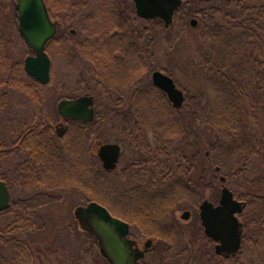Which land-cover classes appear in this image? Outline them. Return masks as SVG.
Wrapping results in <instances>:
<instances>
[{
  "label": "trees",
  "instance_id": "trees-1",
  "mask_svg": "<svg viewBox=\"0 0 264 264\" xmlns=\"http://www.w3.org/2000/svg\"><path fill=\"white\" fill-rule=\"evenodd\" d=\"M104 4L102 16L77 19L80 39L71 35L74 49L82 56L86 55L82 43L90 40L100 43L102 54L109 53L104 67L93 64L91 74L86 69L80 79L86 82L84 87L117 94L118 98L111 100L113 107L104 116L98 113L95 117L101 121L109 117L131 153L139 158L127 161L118 174L107 171L93 157L92 123L70 124L57 144L48 125L27 130L21 122L11 127L16 115L8 112V153L16 146L28 152L29 160L9 178L0 168V180L7 183L11 194L9 207L0 211V264L32 263L33 250L26 235L39 228V210L53 199L49 191L58 188L79 191L85 203L96 201L130 226L134 224L143 237L163 242L166 253L162 264H182L187 258L188 249L173 218L175 210L184 201L197 205L201 197L217 203L220 176L234 197L244 203L239 214L243 229L256 226L264 235V3L182 0L168 32L159 18L143 19L135 11L130 18L116 6V0H105ZM185 15L197 20L195 27L206 40L197 51L208 93L200 132L198 128L188 129L187 119L185 126L178 118V112H188L193 96L186 92L181 107L174 108L151 81L134 76L136 60L144 57L140 39L148 48L146 53L160 32L171 43L183 29ZM130 42L132 53L127 46ZM116 50L124 55L125 71H131L132 80L114 76L120 61L114 55ZM8 51L5 56L0 53V84L1 77H6L8 85L13 86L11 96L19 90L14 78L25 71L18 55ZM48 53L51 56L49 47ZM86 74L92 86L83 79ZM44 87H40L41 94ZM128 99H132V112L118 111V104ZM142 126L152 129L153 145L149 146L143 133L138 132ZM4 156L0 151V158ZM249 164L258 172L250 179L246 175ZM132 179L136 181L134 187ZM125 181L131 185L124 186ZM13 184L26 189L27 196L12 199Z\"/></svg>",
  "mask_w": 264,
  "mask_h": 264
},
{
  "label": "rangeland",
  "instance_id": "rangeland-1",
  "mask_svg": "<svg viewBox=\"0 0 264 264\" xmlns=\"http://www.w3.org/2000/svg\"><path fill=\"white\" fill-rule=\"evenodd\" d=\"M72 1H77L78 5L75 3L72 12L73 16L69 17L71 18V24L70 20H66V17L63 15L61 17L62 30H60V35H67V42L63 40L64 43L61 45H59V41L49 45L52 59L50 67L51 79L43 89L42 96L40 97V99L42 98L41 110L37 114L40 115V122L45 125H54L59 121L56 104L62 98L71 96L77 97L83 94L92 95L94 98L95 115L99 113L102 114V116L105 115L104 112L113 107V101L111 100L118 98L117 94L114 92H111L109 95L104 90L97 87H84L86 82H83L82 79H80V73L83 72V74H85L86 69H88L87 71L90 73L93 64H98L104 67L105 63H107L104 58L105 56L109 58V53L102 54L100 51L102 48L101 45H99L100 43L90 40L82 43V51L83 53H86V55L82 56L79 51L74 49L73 37H71V35L69 36L68 33L69 29H73L75 31L73 34L75 35L74 37L80 39L79 36L81 35V30L77 23V19L80 16H92L93 18H96L105 14V0ZM260 1L264 3V0ZM15 3V0H0V27L4 32L3 34H5V37L12 39L11 43L0 47V53L5 56V54H8V50H12V52L18 55L19 60H23V57L30 54L31 51L25 46L18 34L16 11L14 9ZM118 5L127 12L128 17L132 18L134 5L131 0H118ZM190 19H192L191 16L185 15V25L183 29L178 32V37L171 43H168L167 36L164 35L163 32H160L151 47H149L150 51L148 53H146V49L148 48H146L145 42L143 39H140L142 42H140L139 46L141 52H144V57L136 60L137 71H135L134 76L137 77L139 75L140 79L143 81L150 82L151 73L154 71L151 70V67H157L158 69L155 70L160 69L159 71H163L170 75L184 94L187 92L188 95L195 98L191 105L189 104L187 110L188 112L193 113L190 114L182 110L181 112H178V118L184 122L185 126L187 119L188 124L191 126V128L188 127V129L192 130L198 128L197 130L200 132V127L203 125V116L206 109L205 101L208 97V93L204 70L199 64L197 51L199 48L201 49V47H204L206 40L205 38L200 37L199 28L190 26ZM97 23L99 22L97 21ZM96 28L99 30V27ZM165 32H168V27ZM147 54L150 57H148ZM97 55L98 58H95ZM116 64L117 70L113 71L114 76L118 79H125L126 81L132 80L131 71H125L127 61L120 59ZM89 78V74L83 75V79L90 83ZM55 80H61L63 85H65V82L71 83V89H67L66 91L63 90L59 85L60 82L56 87ZM90 84L91 86L93 85L92 83ZM76 87L80 88L78 89ZM8 89L10 90L11 87L9 86ZM19 97L20 94L17 90L13 91L10 96V110L15 112L16 115V120L11 124V127H15L18 125L17 123H21L23 117L26 116V114H23L20 111L18 113V111L14 110L20 109L17 101ZM120 104H118L119 107L127 108L129 105L132 106V99L131 101L128 99L127 101L120 102ZM118 111L122 113L124 112L122 108H119ZM108 118L101 121V118L99 120L94 116L93 121L90 122L92 125L89 127L94 131V134L92 135V152L94 160L96 157V160L99 161L96 152L100 143H119L121 145V157L118 161L117 167L114 169L115 173L118 174V171L132 158L133 153L129 150L127 141L121 137L118 127L112 124L110 118ZM7 128L8 127H5V124L3 126L0 125V133L3 131L5 134ZM52 132L53 141L59 143L55 131L52 130ZM138 132H142L144 137L150 143L154 141V133L151 128L142 126ZM7 148L9 151L10 147H8V143ZM11 149V152L5 155L3 159L2 157L0 158L1 171L5 173L8 178L9 176L11 177L14 175L16 168L23 159L21 154L22 149H18L16 146ZM98 163H100V161ZM99 165L101 166V163ZM257 173L256 167L253 164L247 166L246 175L249 179L253 178ZM223 184L230 189L229 185L225 184V181ZM123 185L130 186L131 183L125 181ZM221 187L222 184L219 185L218 192L221 190ZM206 193L208 192H205V196H207ZM49 194L53 199L43 205L39 210L37 218V225H39V228L26 235L33 250V261L32 263L30 262V264H108V262L100 255L94 238L86 235L81 230L74 217L75 207L86 204L79 191L58 188L49 191ZM26 196V189H21L17 187L16 184H13L12 199L18 197L24 198ZM218 196L220 197V194H218ZM204 199L206 198H199L198 203ZM195 204L184 201L174 213V216L177 218V222L181 225L184 233L183 241L184 243H187V249L189 250V257L185 258L182 264H264V235L256 226L252 225L248 226L245 230L242 227L241 246L236 254L227 259L216 255L215 261L210 263L207 258L208 254H205V252L208 251L213 253V242L208 241L203 232V227L198 218L199 204ZM186 210L192 212V218L187 222L180 217V215ZM238 219L241 222L239 214ZM176 225L178 226V224ZM133 226H130L131 239L132 233H136L135 235L142 239L140 242L141 248L143 247L142 245L145 239L149 240L153 245L152 248L147 251L142 262H144V264H162L163 256L166 253L165 244L158 240L143 237L140 235L141 233L138 228L135 226L136 229ZM70 228L73 229V232Z\"/></svg>",
  "mask_w": 264,
  "mask_h": 264
},
{
  "label": "water",
  "instance_id": "water-1",
  "mask_svg": "<svg viewBox=\"0 0 264 264\" xmlns=\"http://www.w3.org/2000/svg\"><path fill=\"white\" fill-rule=\"evenodd\" d=\"M135 14L143 19L159 18L164 26H170L176 9L182 0H132ZM18 31L33 55L24 59L25 71L46 84L50 79V58L45 46L55 33L56 27L48 16L43 0H15ZM197 20L190 19L194 27ZM151 82L159 88L174 108L182 105L185 95L176 87L173 79L159 71L151 73ZM58 114L63 118L91 122L94 119V99L91 95H80L73 99H62L57 103ZM120 156L118 143H101L97 148V157L102 167L113 170ZM217 204L204 199L199 204V217L204 233L212 239L216 254L230 256L236 254L241 246L242 223L238 214L244 203L234 197L233 192L223 183ZM10 205V192L3 180H0V211ZM187 216V212L184 213ZM74 217L81 230L94 236L100 255L108 264H141L144 253L133 247L129 237V223L116 216L102 204L89 201L74 209Z\"/></svg>",
  "mask_w": 264,
  "mask_h": 264
},
{
  "label": "flooded vegetation",
  "instance_id": "flooded-vegetation-1",
  "mask_svg": "<svg viewBox=\"0 0 264 264\" xmlns=\"http://www.w3.org/2000/svg\"><path fill=\"white\" fill-rule=\"evenodd\" d=\"M116 1H117L116 6H119L121 8V6L118 5V0H116ZM43 2H44V5H45V8L47 10V13H48L50 20L52 22H54L55 27H56V33H55L54 37L50 41H48L46 43V46H45V51L48 54L50 61H51V56L48 53L49 45L56 43L58 41H59V45H61L62 43H64L63 40H65V42H67V37H66L67 35L66 36H63L62 34L60 35V30H62L61 29L62 28L61 17H62V15L64 17H66V20H70V24H71V18H69V17L73 16V14H72L73 7H75V3L78 5V2L77 1L74 2L72 0H43ZM14 9H15V6H14ZM16 19H17V12H16ZM65 29H63V30H65ZM17 30H18V19H17ZM3 33L4 32L1 30V27H0V47L3 45H7L8 43H11V41H12L11 38L5 37V34H3ZM68 33L70 36V35H73L75 33V31L73 29H69ZM18 34H19L20 38L22 39L23 43L25 44V46L30 50V48L26 45L24 39L20 35L19 31H18ZM53 39H55V41ZM127 46H129L132 49V42L128 43ZM28 55H33V53L31 52L30 54L25 55L23 57V60H20L22 62V67H23L24 71H25L24 59ZM114 55H116L120 59L124 58V55L121 54V52L119 50H116L114 52ZM16 78H18V79L16 80ZM50 79H51V76H50ZM50 79L46 84H42L39 80H37L32 75L28 74L26 71H25V73H23L21 75H17V77L14 78L13 83H15L17 81V86L19 87V90H17V91L20 94V97L17 100L18 105L20 106V109L19 110L14 109V110L18 111V113L20 111L23 114H26V116L23 117L24 121H22V123H23L24 128H26L27 130H31L33 128L40 127L41 124H43V123H40V120H39L40 115H37L39 113V111L41 110V101H42V98L40 99V97L42 96V94L40 92V87L47 85L50 82ZM59 82H60L59 85L62 87L63 90L66 91L67 89H69V90L71 89V83L65 82V85H63L61 80ZM55 86L57 87L56 83H55ZM11 87H13V86H11ZM8 88H9V85H8L7 78L1 77V84H0V125L3 126L5 124V127H8V116H7V114H8V112H12L10 110V95H9V89ZM73 98H75V97L71 96V97H66V98H62V99H73ZM119 108H122V110H124V111L132 112V106L131 105H129L127 108L126 107H118V109ZM56 111H57V104H56ZM12 113H15V112H12ZM94 113H95V111H94ZM57 114H58V111H57ZM58 117H59V121L57 123H55L54 125H52V124H50V125L48 124V125L50 128H52L53 131H55V135L59 141H60V138L63 137V135L67 131L70 124L74 123L76 125H79L80 123H83V122L90 123V122L82 121V120H73L70 118H63L59 114H58ZM52 134H53V132H52ZM153 142L150 143L147 140V143L149 146L153 145ZM0 151H2V153L4 155L8 154L7 142H6L5 134L3 133V131L0 133ZM21 152H22L21 154H22L23 159L21 160L19 165L22 168H25V162H26V160H29V158L27 156L28 152H26V150H24V149H22ZM132 155H133L132 160H136L137 158H139L138 154H132ZM120 157H121V145H120L119 159H120ZM2 159H3V157H2ZM119 159H118V161H119ZM117 164H118V162H117ZM117 164H116V167H117ZM135 182L136 181L134 179H132V187H134V185L136 184ZM6 185H7V183H6ZM7 187H8V185H7ZM9 192H10V190H9ZM10 200H11V194H10ZM185 212H187V216H184ZM180 217L183 218L187 222L192 218V212L190 210H186L180 215ZM198 218H199V221L201 224V220L199 217V205H198ZM174 221L176 222V224H178V226H180L179 230L183 236L184 235L183 230L181 228V225L177 222V218L175 216H174ZM133 225L134 224H132V226ZM133 227H135V226H133ZM203 232H204V230H203ZM135 234L132 233L133 247L138 248L139 250H141L144 253L143 257L139 260L141 262V264H144V262H142V260L145 257L147 251L150 250L153 245L151 244V242L149 240L145 239V241L143 242V245H142L143 247L141 248L140 242L142 239L140 237H137ZM207 239H208V241L213 242V253H210L208 251L205 252V254H208L207 258H208V261L210 263L215 261L216 255L221 256L222 258H225V259L230 258L232 256V255L225 256L224 254H216V252H215L216 243L212 239H210L209 237H207ZM184 244H185L186 250H187L188 245H187V243H184ZM187 257H189V250H187Z\"/></svg>",
  "mask_w": 264,
  "mask_h": 264
}]
</instances>
